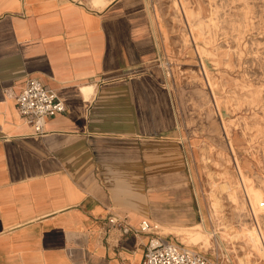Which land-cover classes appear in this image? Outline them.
<instances>
[{"label":"crops","instance_id":"0c3cea01","mask_svg":"<svg viewBox=\"0 0 264 264\" xmlns=\"http://www.w3.org/2000/svg\"><path fill=\"white\" fill-rule=\"evenodd\" d=\"M154 1L0 0V264H141L162 236L142 221L196 218L180 141L148 120ZM28 78L66 105L40 131L6 94Z\"/></svg>","mask_w":264,"mask_h":264},{"label":"rangeland","instance_id":"374dc122","mask_svg":"<svg viewBox=\"0 0 264 264\" xmlns=\"http://www.w3.org/2000/svg\"><path fill=\"white\" fill-rule=\"evenodd\" d=\"M154 3L149 30L159 55L150 61L148 120L180 141L187 179L177 175L174 186L189 191L196 218L147 220L146 231L221 264H264L246 258L238 235L243 226H256L264 241V206L255 214L242 187L237 204L228 193V186L240 183L239 162L244 179L264 194V0ZM197 222L214 233L209 243L179 234Z\"/></svg>","mask_w":264,"mask_h":264},{"label":"built area","instance_id":"2783aa9c","mask_svg":"<svg viewBox=\"0 0 264 264\" xmlns=\"http://www.w3.org/2000/svg\"><path fill=\"white\" fill-rule=\"evenodd\" d=\"M83 5L86 0H70ZM6 94L15 100L16 107L24 121L40 131L45 119L66 110L65 102L55 90L50 89L38 78H28L25 87L19 92L6 91ZM262 206V205H261ZM114 224L116 218H109ZM146 221L140 223V230H149ZM141 264H221L214 262L210 257L197 249L190 248L170 238L156 235L146 246Z\"/></svg>","mask_w":264,"mask_h":264},{"label":"bare ground","instance_id":"6f19581e","mask_svg":"<svg viewBox=\"0 0 264 264\" xmlns=\"http://www.w3.org/2000/svg\"><path fill=\"white\" fill-rule=\"evenodd\" d=\"M110 2L111 0H89V4L97 9H103ZM206 68L207 66L202 67V73L208 78V73ZM91 89H92L91 86L82 87V91L86 97H88V94L91 92ZM212 90L214 94L215 93L214 88ZM240 166L241 163L237 162L236 172L240 176L239 179L240 183L234 184L233 186L232 185L228 186V193L231 202L233 204H237L238 203L237 191L238 188L242 187L244 189L243 191L246 192L247 194L253 212L256 214V211L259 209L258 206L259 205L264 206V200H263L264 194L260 190L256 189L255 186L251 185V183L247 178L244 179V177L242 176V171H241L242 169ZM213 200H214L213 202L216 205L219 204L220 200L217 196H213ZM179 234H183L194 241H202L205 244V243H209L210 241L209 236L213 235L214 233L208 230L204 222H197L193 225L182 228V231H180ZM238 235L239 237L242 238V244H243L242 246L244 248V254L248 260L264 259V241L261 239V234L256 226L255 227L243 226L238 232Z\"/></svg>","mask_w":264,"mask_h":264}]
</instances>
